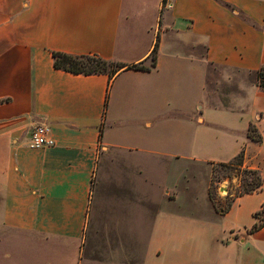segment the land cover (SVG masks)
<instances>
[{
	"label": "crops",
	"instance_id": "obj_1",
	"mask_svg": "<svg viewBox=\"0 0 264 264\" xmlns=\"http://www.w3.org/2000/svg\"><path fill=\"white\" fill-rule=\"evenodd\" d=\"M162 1L0 0V264H80L98 167L117 168L120 206L154 205L145 264H264V227L248 231L264 201V0ZM53 51L150 68L74 73ZM213 67L254 75L223 97ZM37 123L55 144H29ZM242 149L263 185L222 213L212 163ZM160 156L204 166L203 191L181 188L190 165L160 180Z\"/></svg>",
	"mask_w": 264,
	"mask_h": 264
},
{
	"label": "rangeland",
	"instance_id": "obj_2",
	"mask_svg": "<svg viewBox=\"0 0 264 264\" xmlns=\"http://www.w3.org/2000/svg\"><path fill=\"white\" fill-rule=\"evenodd\" d=\"M253 75L226 67H213L208 77V88L210 92L225 97L233 92L232 83L251 78ZM182 164L192 168L191 175L182 180L181 188L185 189L189 197L195 192H202L206 180L202 168L204 166H197L193 159L185 158L179 162L168 156H160L159 167L151 168L153 173L164 181L174 176L172 167ZM98 170L94 179L93 199L82 242L80 264H145L146 245L151 239L150 215L154 205L142 196V201L137 207H133L130 202H123L120 206L117 168L98 167ZM211 187L217 204L225 207L239 187V181L237 176L233 175L221 181L214 180ZM131 231H135L136 235ZM22 257L23 252L20 256H15V261Z\"/></svg>",
	"mask_w": 264,
	"mask_h": 264
},
{
	"label": "trees",
	"instance_id": "obj_3",
	"mask_svg": "<svg viewBox=\"0 0 264 264\" xmlns=\"http://www.w3.org/2000/svg\"><path fill=\"white\" fill-rule=\"evenodd\" d=\"M159 51V36L155 42L153 50L150 54L151 64H157ZM54 64L56 67L64 68L74 73H108L110 76L116 75L119 71L128 67L135 68H150L143 62L127 64L122 61L107 59L97 53L73 54L64 51H53ZM257 82L264 89V64L257 69ZM4 99H0V102ZM249 135L257 140H262V135L258 131L255 124L251 123L249 126ZM245 151L242 149L238 154L228 161H215L212 163V180L210 185V195L216 208L225 213L232 206L236 196L246 193L254 192L262 188L263 176L258 168H250L244 166ZM244 173V175H242ZM237 176L239 187L237 188L231 201L225 207H220L215 198L211 186L214 180L221 181L227 177ZM255 221L248 228L249 232H254L264 227V201L262 206L254 212Z\"/></svg>",
	"mask_w": 264,
	"mask_h": 264
},
{
	"label": "built area",
	"instance_id": "obj_4",
	"mask_svg": "<svg viewBox=\"0 0 264 264\" xmlns=\"http://www.w3.org/2000/svg\"><path fill=\"white\" fill-rule=\"evenodd\" d=\"M174 6V0H163L162 8L169 9ZM50 127L46 123H37L31 131L29 144L32 147H46L55 144V139L49 134Z\"/></svg>",
	"mask_w": 264,
	"mask_h": 264
}]
</instances>
